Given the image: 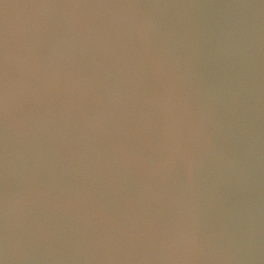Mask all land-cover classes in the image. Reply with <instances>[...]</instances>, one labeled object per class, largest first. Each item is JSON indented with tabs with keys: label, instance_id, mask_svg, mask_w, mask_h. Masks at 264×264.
<instances>
[{
	"label": "clouds",
	"instance_id": "9594fccd",
	"mask_svg": "<svg viewBox=\"0 0 264 264\" xmlns=\"http://www.w3.org/2000/svg\"><path fill=\"white\" fill-rule=\"evenodd\" d=\"M198 12L165 0H0V264H264L251 201L214 211L217 131L181 49ZM228 15L248 59L251 147L264 111V0ZM62 24L102 31L104 61L77 65L40 47ZM122 170L140 177V203L160 222L134 209L140 222L125 227L94 204L97 185L119 191ZM52 216L79 223L57 230Z\"/></svg>",
	"mask_w": 264,
	"mask_h": 264
},
{
	"label": "water",
	"instance_id": "95a60500",
	"mask_svg": "<svg viewBox=\"0 0 264 264\" xmlns=\"http://www.w3.org/2000/svg\"><path fill=\"white\" fill-rule=\"evenodd\" d=\"M18 2V0H8ZM106 3L115 0H92ZM146 2V0H139ZM197 6L198 14L186 25V39L181 45L190 71L191 84L196 94L208 103L217 131L216 148L220 156L218 172V213L221 205L232 213H239L251 201L257 210V223L264 225V111L259 107L251 120L254 143L249 145L246 130L249 120L246 114L248 85V59L241 37L235 31L229 10L235 6L259 3V0H165ZM40 47L63 53L69 62L90 66L94 60L104 61L105 42L103 32L73 30L68 25L48 35L37 38ZM264 75V59L257 56L255 76L257 82ZM239 101V103H238ZM138 147L136 138L128 141ZM229 159L236 165L229 166ZM235 172L247 179V185L236 182ZM119 191L107 183L94 190V204L102 207L108 217L125 227H135L140 217L160 222L163 213L150 205L140 203V177L131 171L117 173ZM50 225L57 230L74 228L79 221L52 216ZM34 264H41L35 261ZM257 264H261L260 261Z\"/></svg>",
	"mask_w": 264,
	"mask_h": 264
}]
</instances>
